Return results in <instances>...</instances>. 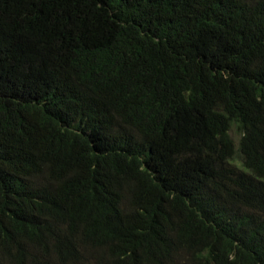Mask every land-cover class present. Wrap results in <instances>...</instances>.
Listing matches in <instances>:
<instances>
[{
    "label": "trees",
    "instance_id": "1",
    "mask_svg": "<svg viewBox=\"0 0 264 264\" xmlns=\"http://www.w3.org/2000/svg\"><path fill=\"white\" fill-rule=\"evenodd\" d=\"M0 264H264V0H0Z\"/></svg>",
    "mask_w": 264,
    "mask_h": 264
}]
</instances>
